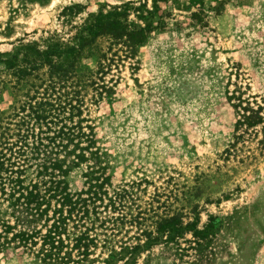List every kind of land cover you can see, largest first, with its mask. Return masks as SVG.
<instances>
[{
	"label": "rangeland",
	"instance_id": "rangeland-1",
	"mask_svg": "<svg viewBox=\"0 0 264 264\" xmlns=\"http://www.w3.org/2000/svg\"><path fill=\"white\" fill-rule=\"evenodd\" d=\"M129 1L138 10L129 22L162 24L132 58L96 37L77 57L72 82L111 178L108 195L127 217L141 215L142 228L173 214L197 218L198 228L223 219L205 259L182 242V259L174 245L157 244L136 264H264V123L236 132L244 108L259 106L264 118V0H0V61L21 43L69 45L76 27ZM47 79V67L21 76L0 62V126ZM88 165L69 171L68 191L86 189ZM6 209L1 202L0 215ZM119 227L116 239L130 224ZM0 264L36 263L8 250Z\"/></svg>",
	"mask_w": 264,
	"mask_h": 264
},
{
	"label": "trees",
	"instance_id": "trees-1",
	"mask_svg": "<svg viewBox=\"0 0 264 264\" xmlns=\"http://www.w3.org/2000/svg\"><path fill=\"white\" fill-rule=\"evenodd\" d=\"M130 9L138 11L133 1L99 12L76 27L69 45L53 37L44 48L21 43L10 58L0 61L8 69H18L21 76L47 67L48 78L0 126V203L7 204L5 215H0V253L20 250L36 264H136L141 253L163 244L174 245L181 259L189 249L200 260L206 258L209 237L223 225V219L212 216L207 225L198 228L197 218L184 222L182 216L173 214L154 221L152 228H142L141 215L127 217L119 211L115 197L105 188L111 178L101 163L93 126L83 115L79 85L72 83L77 57L96 37L107 35L126 47L132 58L156 24H162L153 25L148 19L137 26L127 19ZM145 12L152 13L147 8ZM19 53L24 55L20 62ZM243 111L236 132L241 126L264 123L261 107ZM234 138L240 135L236 133ZM88 161L86 189L68 191L65 177ZM100 206L110 209L109 213L100 215ZM124 220L129 229L135 226L136 230L127 228V234L116 239ZM188 233L190 239L185 237Z\"/></svg>",
	"mask_w": 264,
	"mask_h": 264
}]
</instances>
